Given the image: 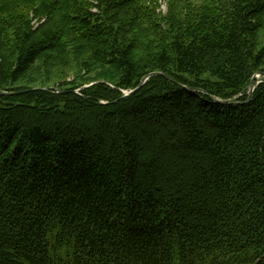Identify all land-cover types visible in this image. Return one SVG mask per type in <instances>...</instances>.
<instances>
[{
    "label": "trees",
    "instance_id": "16d2710c",
    "mask_svg": "<svg viewBox=\"0 0 264 264\" xmlns=\"http://www.w3.org/2000/svg\"><path fill=\"white\" fill-rule=\"evenodd\" d=\"M157 7L0 0V264H264V0Z\"/></svg>",
    "mask_w": 264,
    "mask_h": 264
},
{
    "label": "water",
    "instance_id": "95a60500",
    "mask_svg": "<svg viewBox=\"0 0 264 264\" xmlns=\"http://www.w3.org/2000/svg\"><path fill=\"white\" fill-rule=\"evenodd\" d=\"M154 75H162V76H164V77H166V78H168V79H170V80H173L172 78H170V77H169L168 75H166L165 73H162V72H151V73L145 75V76L140 80V83H139V85H138L136 88H134V89H132V90H129V91H124V95H123V96H128V95L132 94L133 92H135L138 88L141 87V85H143V83H144L149 77L154 76ZM260 77H264V73H258V74H256V75L251 79V81H250V83H249L248 91H247V94H248V98H247V100L251 99L252 94H253V91H254V88H255V86H256V84H257L256 79H257V78H260ZM173 81H174V80H173ZM185 87H186V86H185ZM187 88H189V87H187ZM44 89H46V88H44ZM189 89H190V88H189ZM0 93H1V94H8L7 92H4V91H0ZM211 98H212L214 101L219 102V103H221V104H226V103L228 102V101H226V100H221V99H217V98H213V97H211ZM235 103H237V102H235Z\"/></svg>",
    "mask_w": 264,
    "mask_h": 264
},
{
    "label": "rangeland",
    "instance_id": "374dc122",
    "mask_svg": "<svg viewBox=\"0 0 264 264\" xmlns=\"http://www.w3.org/2000/svg\"><path fill=\"white\" fill-rule=\"evenodd\" d=\"M167 2L168 0H158V7H157V12L160 14H164L167 10ZM41 20H34L33 24L35 26L39 25V22Z\"/></svg>",
    "mask_w": 264,
    "mask_h": 264
}]
</instances>
